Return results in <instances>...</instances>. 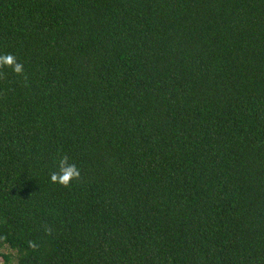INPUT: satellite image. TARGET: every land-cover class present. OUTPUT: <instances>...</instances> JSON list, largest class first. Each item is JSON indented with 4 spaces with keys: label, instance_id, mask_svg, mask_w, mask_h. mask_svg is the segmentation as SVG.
<instances>
[{
    "label": "trees",
    "instance_id": "trees-1",
    "mask_svg": "<svg viewBox=\"0 0 264 264\" xmlns=\"http://www.w3.org/2000/svg\"><path fill=\"white\" fill-rule=\"evenodd\" d=\"M8 54L3 264H264V0H0Z\"/></svg>",
    "mask_w": 264,
    "mask_h": 264
},
{
    "label": "clouds",
    "instance_id": "clouds-1",
    "mask_svg": "<svg viewBox=\"0 0 264 264\" xmlns=\"http://www.w3.org/2000/svg\"><path fill=\"white\" fill-rule=\"evenodd\" d=\"M0 63L5 65H11L13 71L16 73H20L23 69V65L17 63L15 57L11 54L0 56ZM65 165H66V160H62L61 169H60L61 174L57 176V174L54 173L51 176V179L53 181H56L58 179L60 183L67 185L72 177L79 175V171L74 164L67 166Z\"/></svg>",
    "mask_w": 264,
    "mask_h": 264
},
{
    "label": "rangeland",
    "instance_id": "rangeland-1",
    "mask_svg": "<svg viewBox=\"0 0 264 264\" xmlns=\"http://www.w3.org/2000/svg\"><path fill=\"white\" fill-rule=\"evenodd\" d=\"M3 252H10L13 253L12 250H10L9 248L5 247L2 249ZM14 260H12V264H13ZM0 264H3V258L0 256Z\"/></svg>",
    "mask_w": 264,
    "mask_h": 264
}]
</instances>
